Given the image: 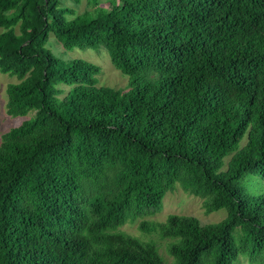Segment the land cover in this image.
<instances>
[{
    "label": "trees",
    "instance_id": "obj_1",
    "mask_svg": "<svg viewBox=\"0 0 264 264\" xmlns=\"http://www.w3.org/2000/svg\"><path fill=\"white\" fill-rule=\"evenodd\" d=\"M87 2L0 0L7 112L32 111L1 136L0 264H264V0ZM50 31L103 46L127 86L55 56ZM177 185L226 215L141 219L168 261L119 227Z\"/></svg>",
    "mask_w": 264,
    "mask_h": 264
},
{
    "label": "rangeland",
    "instance_id": "obj_2",
    "mask_svg": "<svg viewBox=\"0 0 264 264\" xmlns=\"http://www.w3.org/2000/svg\"><path fill=\"white\" fill-rule=\"evenodd\" d=\"M60 1L63 5L73 9L74 14L91 8V5L87 0H79V2H76L75 0ZM99 1L105 3L106 0ZM72 15L73 14L69 16L71 17ZM46 47L50 49L55 56L62 59L84 58L98 64L100 67V71L97 74L98 85H108L115 88H125L127 86V76L112 64L108 52L103 46H100L98 49L79 47L65 49L53 32L50 31L48 33ZM17 81L18 78L16 75H10L7 72L0 71V141L2 134L6 130L20 124L24 119L32 115V111H29L26 115H11L7 112L6 85L9 82ZM259 183V185H253V183L250 182L248 185L252 190H258L260 187V190L264 191V180L259 179ZM169 213L193 215L196 216L201 223H207L222 219L226 215V210L221 208L206 213L202 205L201 197L185 192L179 185H177L173 190L167 191L164 194L159 210L152 214H146L133 222L124 223L119 229L135 236H142L144 239H152L158 246L160 254L169 261L170 256L167 253L168 240L159 237V235L155 233L143 234L138 228V222L141 219L147 221H162ZM238 264H249V261L245 257H240Z\"/></svg>",
    "mask_w": 264,
    "mask_h": 264
}]
</instances>
